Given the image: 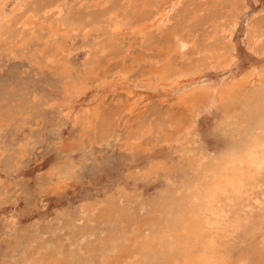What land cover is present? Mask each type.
<instances>
[{
	"label": "rangeland",
	"instance_id": "1",
	"mask_svg": "<svg viewBox=\"0 0 264 264\" xmlns=\"http://www.w3.org/2000/svg\"><path fill=\"white\" fill-rule=\"evenodd\" d=\"M233 1L161 0L140 20L131 0H0L5 18L0 28V264H22L23 252L28 264L37 248L30 249L26 241L36 233L44 245L63 240L60 246L69 249L71 226L84 228L95 235L89 238L94 245L114 226L99 214L110 199L138 215L168 192L171 203L192 195L193 165H184L174 135L176 122L188 115L179 101L182 93L192 86L251 78L257 87L264 81V0ZM38 2L45 8L30 29L24 27V14ZM72 18L80 24L58 28ZM218 23L226 24L225 41L212 39ZM111 28L118 31L113 34ZM252 29L259 48L250 47ZM20 33L24 40H14L13 34ZM168 42H184L199 69L171 85L157 84L150 63L163 59ZM219 48L230 49L233 56L227 67L211 60ZM175 61L184 64L178 56ZM78 78L88 79L82 84ZM222 113L219 107L200 111L187 149L210 158L221 154L227 141L219 131ZM246 135L251 139L253 132ZM240 165L230 161L228 166ZM256 186L248 185L247 193L232 202L218 195L224 222L208 242L217 256L228 258L224 264H262L264 183ZM203 201L199 206L207 205ZM92 206L91 217L82 213Z\"/></svg>",
	"mask_w": 264,
	"mask_h": 264
},
{
	"label": "bare ground",
	"instance_id": "2",
	"mask_svg": "<svg viewBox=\"0 0 264 264\" xmlns=\"http://www.w3.org/2000/svg\"><path fill=\"white\" fill-rule=\"evenodd\" d=\"M158 1L160 4L161 0ZM131 3L137 7L138 9L137 11L139 12L138 18L140 20L145 17V12L148 9L150 8L152 9L153 7H157V5H159L158 2H155L154 0H143L142 2H140L139 0H131ZM236 3L233 1L234 6ZM34 6L35 7H31L30 9H28L27 13L24 14V18H26V20L28 19L31 21L30 22H27L26 20L22 21L23 26L26 28L29 27V29L31 24L34 25L36 23L35 22V18L37 17L36 13L42 10L43 8H45L46 4L38 2ZM236 6L239 7L238 5ZM154 10H156V8H154ZM75 18H72V22H67V24L66 22L65 23L62 22L58 26V28L62 30L61 27L64 28L66 25H67L66 27H68L69 29L77 26L78 24H80L81 21ZM218 20L219 19H216L215 22L217 23ZM4 21L5 18H3L0 14V28L4 27ZM76 21H79L78 24L76 23ZM225 23L224 24L218 23L216 25L215 31L213 33L214 35L212 37L213 41L224 40L225 36H227L226 35L227 31L226 29H224V27H226ZM234 24L235 21L233 20V26ZM119 25L117 26L119 27ZM111 31L114 34L116 31H118V28L113 30L111 28ZM51 32L52 34L55 33V31L53 30ZM140 34H142V31ZM252 34H253L251 37L252 46L250 47L255 48V46H257V42L255 39V36L257 37L256 30L252 29ZM170 35L169 34L167 35L168 39ZM260 35H263V32H261ZM22 37H23L22 33L16 35L13 34L14 40L15 38L19 40ZM22 40L24 39L22 38ZM169 42L166 43V46L164 45V47H168V46L169 47L167 51H165L166 53L164 52L165 55L163 59H159V61L155 60L150 63V67H151L150 73H153L154 75L153 78L154 77L156 78L155 80L157 84L159 83L162 84L165 81H167V83L169 84L172 82H176L177 80H179L180 76L183 73L185 75H188L189 73L192 74L193 71L198 68L197 67L198 65L196 66L195 64L196 62L193 63L191 61L192 60V58L190 57L191 55L188 56L186 54L187 48L186 46L182 45V43H184L185 41L182 42L181 44L179 43V45L174 42L173 44L172 43L170 44L171 46L170 45L167 46ZM21 45L23 44L21 43ZM162 45L159 48H162ZM224 46H226V44ZM228 46H230V44H228ZM217 50L219 51L211 59L212 62L218 61L219 63H222V65L226 67L233 62V56L229 51L230 49L228 50L227 48L226 49L219 48ZM177 56L179 57V59L182 60V62H184V64H182L181 66L175 61V58ZM207 57L209 58V56ZM204 58L205 57H203V59ZM141 60L143 59L141 58ZM221 74L219 78L223 76V75L221 76ZM197 75L198 74H196V76ZM103 78L104 76H102V79ZM141 78H144V76ZM78 79L81 80L83 84L84 82H87L88 78H78ZM243 79L245 78L243 77ZM249 79L246 81L241 80L242 82L230 81L215 86H196V87L192 86V88H186L185 92L182 93L183 95L181 97L179 95L180 98L177 97L179 98L181 106L186 110V112H188L187 116L186 114H184L186 116L185 120L182 119L181 121L176 122L177 123L176 129L178 130H176V132L174 131L175 133L174 135L176 136V140L178 142V145L176 146H178L180 157L183 160L184 165H186L187 161L193 165L192 170L191 169L190 170L192 171L193 175H195V180L191 182L189 186H195V188L191 196L186 197V199L185 197L181 198V200L171 203L168 200V198H170L173 195L168 194L169 193L168 192L165 194V197L161 198L157 203L153 204L152 202H150L152 203L150 207L151 209H148L149 205H147L148 208H145L146 207L145 206L144 209H141V213H139L138 215H136L135 213L132 214L131 210L128 208L115 206L113 203V199H110L101 206L99 214H100V218H102L106 222L114 224V226L112 225L113 228L110 231H108L105 235L102 234L99 238H97L94 245L90 243L91 241L89 240V238L91 239V237L95 235L93 233L84 231L85 230L84 228L75 229L74 227L71 226V230L69 233L71 241L69 242L66 241L67 243H69V246L67 245L69 249L66 248L67 250L62 246H60L61 244L63 245L62 243L63 240L62 241L60 240L61 241L59 242L61 243L60 245H58V243H53V242L44 245L42 242V235L40 233H36L32 236V238L27 239L26 241L30 249H33L35 247L37 248L36 253L33 255L31 261H29L28 264H224L226 263V259L228 258L221 257L220 255L217 256L215 253L216 252L215 248L213 247V243L208 242L209 240L208 237L213 232V229L215 227L218 229L221 226V224L224 222L223 221L224 218L221 215L224 209L223 207H219L218 204L216 205L217 203L216 201L218 200V195L219 193L224 194L232 202L233 198L235 197L241 198L247 193L246 187L248 185L251 184V186L257 185L256 187H260L264 183V81H262L261 84L256 87L255 85L250 84ZM73 80L76 79H72L71 81ZM202 82L204 83V81ZM116 83L118 84V81ZM149 83L150 82L148 81L147 84ZM119 88L122 87L119 86ZM81 95L83 94L81 93ZM166 97L167 96H165V98ZM207 107H215V108L219 107L224 113V118L220 125L219 131L220 133L223 134V136H226L225 139L227 138V141L225 142L224 145L225 148L221 152V154L214 158L207 157L206 155L203 154L197 155L194 154L193 150L187 149L188 146L191 144V141L194 140V139L190 140L189 131H191V128L194 125L193 123L195 117H197V115L200 113L201 110H204ZM93 112H95V109ZM92 116L93 113H91V118ZM85 122H88L89 124L92 121L90 119V121H85ZM248 126H254V127L251 128L250 130V127ZM248 132L249 133L253 132V137L252 138L249 137L251 139H247L246 134H248ZM235 158H239V159L235 160ZM230 161L238 162L241 165L237 169L236 166L229 168L228 165L230 164ZM184 165L182 167H184ZM161 168L162 167H160V169ZM186 184H188V182ZM232 186H236V188L233 191H231L230 189ZM172 192L174 191L172 190ZM203 200L206 201L207 205L199 206L204 203ZM94 209L95 207L93 208L92 206L82 213L84 215L86 214L88 217H91L94 212ZM208 211L211 213L210 215ZM238 226H239L238 224L233 226L235 227L236 231L238 230L237 228ZM49 240L50 239H48L47 241ZM261 248L262 249L260 250V252L264 251V243ZM260 252L259 254H260L261 262L262 264H264V254ZM27 255H24L23 252V258H22L23 261H21L22 264L27 263L24 260V258ZM7 262L8 261H6L5 263L7 264ZM15 263H17V261L11 262V264H15Z\"/></svg>",
	"mask_w": 264,
	"mask_h": 264
}]
</instances>
